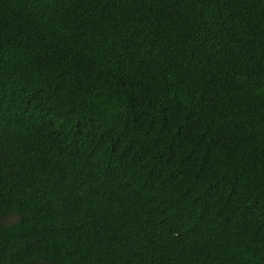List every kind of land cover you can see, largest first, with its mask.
Segmentation results:
<instances>
[{
    "label": "trees",
    "instance_id": "1",
    "mask_svg": "<svg viewBox=\"0 0 264 264\" xmlns=\"http://www.w3.org/2000/svg\"><path fill=\"white\" fill-rule=\"evenodd\" d=\"M0 264H264V0H0Z\"/></svg>",
    "mask_w": 264,
    "mask_h": 264
}]
</instances>
